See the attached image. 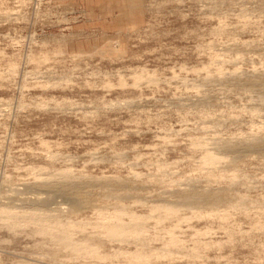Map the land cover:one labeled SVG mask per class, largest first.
I'll return each mask as SVG.
<instances>
[{
  "label": "rangeland",
  "instance_id": "374dc122",
  "mask_svg": "<svg viewBox=\"0 0 264 264\" xmlns=\"http://www.w3.org/2000/svg\"><path fill=\"white\" fill-rule=\"evenodd\" d=\"M0 264H264V0H0Z\"/></svg>",
  "mask_w": 264,
  "mask_h": 264
}]
</instances>
